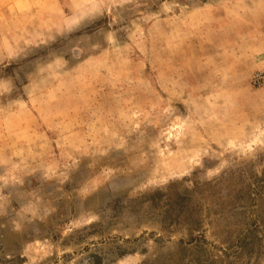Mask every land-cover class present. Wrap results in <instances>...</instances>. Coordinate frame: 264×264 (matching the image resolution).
I'll return each mask as SVG.
<instances>
[{"label": "rangeland", "instance_id": "374dc122", "mask_svg": "<svg viewBox=\"0 0 264 264\" xmlns=\"http://www.w3.org/2000/svg\"><path fill=\"white\" fill-rule=\"evenodd\" d=\"M0 264H264V0H0Z\"/></svg>", "mask_w": 264, "mask_h": 264}, {"label": "trees", "instance_id": "16d2710c", "mask_svg": "<svg viewBox=\"0 0 264 264\" xmlns=\"http://www.w3.org/2000/svg\"><path fill=\"white\" fill-rule=\"evenodd\" d=\"M259 227H260V225H257V226H256V228H259Z\"/></svg>", "mask_w": 264, "mask_h": 264}]
</instances>
